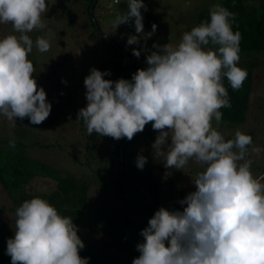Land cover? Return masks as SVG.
Here are the masks:
<instances>
[{"label":"clouds","instance_id":"9594fccd","mask_svg":"<svg viewBox=\"0 0 264 264\" xmlns=\"http://www.w3.org/2000/svg\"><path fill=\"white\" fill-rule=\"evenodd\" d=\"M141 9L148 10L144 0H127V11L112 21L116 29L134 27L137 35L128 36V46L157 31L153 24L145 34ZM46 13V0H0V24H11L16 33L0 38V116L14 125L18 118L40 125L52 111L29 59L34 47L50 50L51 29L35 41L29 35L47 28ZM236 15L213 4L210 20L184 32L178 45L145 46L147 67L131 80L105 79L111 73L94 67L84 80L87 105L77 122L88 136L131 141L151 124L158 132L151 146L154 159L169 169L183 170L190 161L204 169L196 174L195 190L179 201L182 211L160 207L148 220L132 264H264V174H253L249 158L261 149L239 128L226 139L213 127V121L222 122L221 109L232 106L224 79L239 91L248 77L238 67L242 34L233 30ZM141 54L132 51L136 58ZM9 147H16L14 138ZM147 162L141 153L136 166L143 170ZM15 216L6 248L11 264H89L80 255L85 244L79 228L49 201L25 200Z\"/></svg>","mask_w":264,"mask_h":264},{"label":"rangeland","instance_id":"374dc122","mask_svg":"<svg viewBox=\"0 0 264 264\" xmlns=\"http://www.w3.org/2000/svg\"><path fill=\"white\" fill-rule=\"evenodd\" d=\"M144 3L148 9L147 13H152V16L149 15L148 23L143 21L144 32L145 34L151 32L153 24L157 25V31L146 41L141 39L137 45L128 46L125 38L128 31L137 35L133 26L121 25L116 29L112 25L115 17L121 14V7H127V2L110 7L113 0H101L102 10L98 9V12L94 13L104 36L112 34L116 41L115 46L119 45L123 48V57L116 54L112 46H107L102 40L91 35L90 22L78 9L75 10L73 18L72 15L68 16V6L71 5L69 1L54 0L48 5V13L43 17L47 28L44 31L31 33V38L35 41L37 36L45 35L47 30L51 29L54 35L50 39V50L40 53L34 47L33 52L29 54V59L33 60L35 68L34 78L38 85L45 89L47 100L52 104L50 116L40 125L31 124L28 118L24 120L18 118L14 125L0 116V130L5 128L11 131L12 123L18 132L17 139L28 144L24 153L54 170L62 171L63 174L71 173L88 180L90 187L87 203L88 227H103L110 221L131 225L140 216L147 217L155 194L150 185L151 180L162 203H172L174 206L169 207L170 210L182 211L183 207L179 201L195 190L193 183L196 174L204 170L202 166L192 161L183 170L166 168L162 161L153 158L152 147L142 146L141 140L136 139L132 150L135 148L138 150L134 152L132 161L136 164L137 156L141 153L147 157L146 169L140 174L150 175V179L141 180L133 199L120 198L115 186L118 181L119 166L115 165L110 169L107 163H103L101 156L108 155L103 153L107 145L116 147L115 145L121 140L101 137L96 133L88 136L83 122H77L78 111L87 105L84 80L93 67L102 72H110L111 75L105 76V79L131 80L138 69L147 67L146 57L150 53L144 51L145 46L147 49L155 50L152 48L154 43L178 45L183 33L196 26L198 13L217 2L216 0H144ZM72 19L75 21L69 23ZM10 34H16L13 33L11 24H0V38ZM133 49L141 51L140 58L132 55ZM125 55L127 59L133 57L132 61L139 62L141 67L129 64ZM255 60H259L260 65L255 70L253 98L246 124L232 125L230 128L222 123L217 126L213 121V127H217L225 137H233L237 128L252 136L253 145L259 147L261 152L249 156L253 160L251 170L255 176H259L264 174V55L243 56L239 63L244 68H249L251 62ZM1 132L0 139L8 136L6 135L8 132ZM88 141L98 147L96 153L91 152L92 154L89 155L85 149ZM129 148L127 151L131 150ZM122 177L123 175L120 179ZM159 187L161 192L158 190ZM15 220L16 216L13 215L11 221L8 219L0 228V249L4 252H6L7 240L14 237ZM92 244L96 246L93 250L98 253V244ZM85 248H87L86 244Z\"/></svg>","mask_w":264,"mask_h":264},{"label":"trees","instance_id":"16d2710c","mask_svg":"<svg viewBox=\"0 0 264 264\" xmlns=\"http://www.w3.org/2000/svg\"><path fill=\"white\" fill-rule=\"evenodd\" d=\"M67 1L71 4L68 6V16L72 15L73 18L75 10L78 9L82 15L86 16L85 19H88L90 22V26L92 27L90 30L91 35L94 38L102 40L107 46H112L116 54L124 57L123 48L119 45L118 47L115 46L116 41L112 34L104 36L105 34L101 31L99 22L95 18L94 13L98 12V9L99 11L102 10L100 7L101 0ZM53 2L54 0H46L47 5ZM125 2L127 0H121L119 4L122 5ZM216 2H219L229 11L237 14L233 30H238L242 34L240 57H250L254 54L264 55V0H216ZM209 9V7H206L198 13L196 26L206 20H210ZM120 10L122 14L127 11V7H121ZM146 15V23H148L152 13H147L146 11ZM73 20L69 23H73L75 21ZM125 25L131 27L128 24ZM29 35L31 36V33ZM127 35H133V33L130 31L126 32V40L128 39ZM132 59L133 57L127 59L129 64L135 65V67L138 66V68L141 67L139 62H133ZM259 65V60L251 62L249 68H244L240 63L238 64V67L246 69L248 72V77L239 91H233L227 82V78L224 79V85L229 92L232 106L231 108L221 109L223 113L221 123L223 125L231 128L232 125L246 124L253 98L255 70ZM13 126L11 123V131L5 128L0 130V132H8L6 134L8 135L7 137H1L0 139V228L2 223L8 219L11 221L12 216H15L16 209L25 200L40 197L49 201L57 208L61 215L73 219V223L79 228L78 235L87 247L80 252V255L83 258H90L89 264H132V260L139 256V253L136 251V245L143 240L140 232L148 226V220L160 207L169 209V207L172 208L174 205L169 202L167 204L162 203L161 199L157 196L155 184L151 180L150 185L155 194L152 206L148 209L147 217L140 216L131 225L118 221H110L103 227H88L87 203L90 188L88 180L85 177L80 178L71 173L63 174L62 171L54 170V168L46 166L43 162L24 153L23 151L27 149L28 144L20 142L17 139L18 132L14 128L15 126ZM157 135L158 132L154 131L151 124H149L146 125L142 133H138L131 141L123 138L120 143L115 145L116 147L107 145V148L103 151V153L108 154L105 157L101 156L103 163H107V167L111 169L115 165L119 166L118 181L115 185L118 190V197L127 200L133 199L138 191L136 187L141 183V180L150 179V175L141 176L140 174V172H144L145 167L143 170H140L133 163L134 152L138 148L132 150V146L134 145V141L139 139L141 140L140 145L150 148ZM13 138L16 141V147L10 149L9 141ZM225 138L232 139L233 137ZM128 147L131 150L127 151ZM85 149L91 155V152L96 153L98 147L88 141ZM121 165H124L123 173L122 168L120 169ZM150 169L152 170V168ZM122 175L123 177L120 179ZM158 190L161 192L160 187ZM150 193L152 195V191ZM92 243L98 244L99 254L93 250L95 245ZM0 264H11V258L2 249H0Z\"/></svg>","mask_w":264,"mask_h":264},{"label":"water","instance_id":"95a60500","mask_svg":"<svg viewBox=\"0 0 264 264\" xmlns=\"http://www.w3.org/2000/svg\"><path fill=\"white\" fill-rule=\"evenodd\" d=\"M141 13H142V16H143V20L146 21V17H147L146 11H144V9H141ZM123 169H124V166L122 165V173H123Z\"/></svg>","mask_w":264,"mask_h":264}]
</instances>
